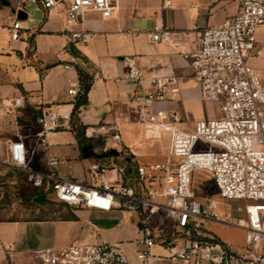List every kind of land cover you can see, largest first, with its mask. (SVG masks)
Masks as SVG:
<instances>
[{
    "label": "built area",
    "instance_id": "built-area-1",
    "mask_svg": "<svg viewBox=\"0 0 264 264\" xmlns=\"http://www.w3.org/2000/svg\"><path fill=\"white\" fill-rule=\"evenodd\" d=\"M233 1L238 4L236 14L202 28L197 47L182 52L202 100L217 103L221 118L200 119L187 128L176 111L154 110L158 102L179 98L181 78L176 75H153L151 87L133 95V101L142 106L138 123L144 142L168 137L163 159L137 160L140 147L125 146L119 130L86 132L87 138L99 140L92 153L111 163L92 164L89 180H78L59 173L57 155H47L45 166L36 168L35 152L23 137L5 146L2 163L21 172L39 194H51L53 202L76 209L134 212L143 226L135 240V259L118 244L101 241L42 248L37 251L42 264H264V79L249 63L257 46V29L264 26V0ZM162 2L164 8H172L175 0ZM30 4L47 13L55 10L63 18L60 35L75 46L95 37L94 31L82 27L87 14L110 18L119 9V0H19L10 25L0 18V27H8L11 40L20 39L19 11L26 12ZM176 33L156 24L149 39L158 44ZM122 62L128 82L140 85L144 75L136 59L126 55ZM66 67L85 69L76 56ZM80 92V83L70 84L69 95L76 97ZM3 104L12 110L27 106L24 95L7 98ZM39 122L35 139L44 147L53 135L70 128L68 118L45 107ZM117 159L121 163H115ZM199 173H206L221 198L247 202L238 207L243 216L233 218L221 211L215 199L203 203L194 187ZM154 217L164 224L165 232L151 225ZM216 224L241 230L243 243L220 238L212 227ZM154 246L166 253L153 252Z\"/></svg>",
    "mask_w": 264,
    "mask_h": 264
},
{
    "label": "crops",
    "instance_id": "crops-1",
    "mask_svg": "<svg viewBox=\"0 0 264 264\" xmlns=\"http://www.w3.org/2000/svg\"><path fill=\"white\" fill-rule=\"evenodd\" d=\"M7 1L5 4L0 0V18L10 25L19 0H16L12 12L10 0ZM33 7L41 13V18L29 25L31 12L22 11L19 17L26 23L21 21L20 39L11 40L8 27H0V107H4L5 99L24 95L26 107L39 114L38 129L42 107L70 121V128L53 135L48 147L34 140L31 149L35 152L32 161L36 168L44 167L47 155L53 154L61 159L63 174L58 170L61 175L78 180H89L90 177L88 168L92 163L87 166L86 156L82 158L72 131L71 114L76 97L69 95L68 89L71 83H80L79 70H82L66 67L72 56L84 64L82 71L93 78L88 101L78 113L79 122L85 125V133L110 134L111 129L119 130L125 146L138 145L139 157L148 158L149 151L145 146L150 145L144 144L138 123L142 106L133 101V95L137 90L150 88L153 75L181 78L179 98L158 102L154 110L176 111L181 120H190L186 124L182 121L187 128H193L198 120L207 117L210 103L202 100L189 62L182 52L197 47L202 28L231 19L238 9L235 1L175 0L172 8H164L162 0H119V9L110 18H103L95 12L87 14L82 27L94 31L95 37L90 43L79 46L68 44L60 35L63 18L55 10L47 13ZM156 24L177 33L170 40L153 44L149 34ZM256 38L257 46L250 53L249 63L264 79V26L257 29ZM126 55L133 56L143 72L144 79L138 86L127 80L128 69L122 62ZM14 140H5L0 135L4 149ZM62 205L71 211L69 216L17 219L4 218L0 214V264H42L37 255L42 248L101 241L118 244L130 258L135 257V240L141 236L140 218L136 213ZM91 218L109 224L96 226ZM151 225L159 231H166L164 224L157 220ZM6 246L9 251L5 250Z\"/></svg>",
    "mask_w": 264,
    "mask_h": 264
},
{
    "label": "rangeland",
    "instance_id": "rangeland-1",
    "mask_svg": "<svg viewBox=\"0 0 264 264\" xmlns=\"http://www.w3.org/2000/svg\"><path fill=\"white\" fill-rule=\"evenodd\" d=\"M10 12L15 7L16 0H10ZM27 10L31 12L29 15L28 24L33 25L41 18V13L34 9L33 5H28ZM26 23V20H21ZM208 102V101H206ZM209 110L207 117L203 119H219L222 117L220 106L215 102H208ZM0 135L5 139H16L19 136L29 141V147L35 140V134L38 130V117L39 114L36 110H31L28 107L12 110L8 107H0ZM186 124L190 120L182 119ZM142 139L144 135L140 129ZM144 144H149L144 142ZM150 146H145L146 151H149L148 158L143 159L137 154L136 159L141 162H152L161 160L165 157L167 152L168 137L162 136L160 139H155ZM31 151H33L31 149ZM82 158L87 159V166L92 164H108L111 161L102 156L86 155ZM4 158V144L0 143V159ZM69 162V160H68ZM115 163H121L119 159L114 160ZM61 164V163H60ZM86 166V167H87ZM63 165H59L58 170L63 174ZM194 187L199 199L203 203H208L207 199L218 200L221 204V211L230 213L233 218L243 216V212L238 209L239 206H245L247 202L241 200H226L219 196V192L215 187L212 180L208 178L206 173H199L194 179ZM35 191L24 180V175L8 167L0 160V214L4 218H17V219H55L69 216L71 211L64 207V205L55 203L51 199V194L47 195L44 201L37 199L39 195H35ZM121 213V212H119ZM157 220L156 217L151 219V222ZM91 222L96 226H107L108 221L91 218ZM150 222V223H151ZM139 230L142 231L143 226L141 222L138 224ZM214 232L224 240H230L235 245H241L244 241V233L236 228H228L220 224L212 225ZM152 251L163 253L159 246H154ZM131 259H135L131 258Z\"/></svg>",
    "mask_w": 264,
    "mask_h": 264
},
{
    "label": "trees",
    "instance_id": "trees-1",
    "mask_svg": "<svg viewBox=\"0 0 264 264\" xmlns=\"http://www.w3.org/2000/svg\"><path fill=\"white\" fill-rule=\"evenodd\" d=\"M79 79L81 84V92L76 96L74 107L71 114L72 131L75 133L78 140L82 155H93L92 148L99 140L94 138H87L85 136V125L79 122L78 113L81 106L85 105L88 101V93L92 85V76L82 70H79ZM35 195L41 196L38 192Z\"/></svg>",
    "mask_w": 264,
    "mask_h": 264
},
{
    "label": "water",
    "instance_id": "water-1",
    "mask_svg": "<svg viewBox=\"0 0 264 264\" xmlns=\"http://www.w3.org/2000/svg\"><path fill=\"white\" fill-rule=\"evenodd\" d=\"M3 3L7 4L8 1L7 0H2ZM23 14L22 11L19 12V15L21 16ZM25 16V15H24ZM88 155V154H87ZM37 199L41 200V201H44L45 200V196H39Z\"/></svg>",
    "mask_w": 264,
    "mask_h": 264
}]
</instances>
